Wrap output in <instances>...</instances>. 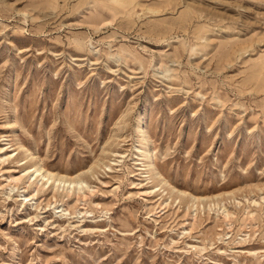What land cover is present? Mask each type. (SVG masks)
<instances>
[{"label": "rangeland", "instance_id": "rangeland-1", "mask_svg": "<svg viewBox=\"0 0 264 264\" xmlns=\"http://www.w3.org/2000/svg\"><path fill=\"white\" fill-rule=\"evenodd\" d=\"M0 264H264V0H0Z\"/></svg>", "mask_w": 264, "mask_h": 264}, {"label": "bare ground", "instance_id": "bare-ground-1", "mask_svg": "<svg viewBox=\"0 0 264 264\" xmlns=\"http://www.w3.org/2000/svg\"><path fill=\"white\" fill-rule=\"evenodd\" d=\"M136 130H138L141 133V137H140L139 142H140L141 146L144 148L143 152L145 154L146 159L148 160L147 165L150 166L153 162L152 150L148 145V137L149 136L145 132V130L142 126V120H139L137 122ZM33 158L34 157L32 156V159ZM38 161H40V160H38ZM27 173H28L27 174V182L29 184L34 182V181H41L42 187H46L52 182L57 184L56 186L62 187V186H72L74 184H80V183H83V181H84L80 174L72 176V175H68L69 173H67V174H64L63 172H62L63 174L58 173V172H55L54 170H50V169L46 168L43 165V163L38 164V165H34L33 168L31 170H29ZM180 193H184V192L181 191ZM201 198H202V196L200 197V199ZM193 199H194V202H197V200L199 198L194 195Z\"/></svg>", "mask_w": 264, "mask_h": 264}]
</instances>
